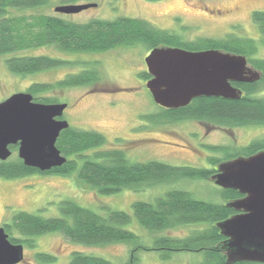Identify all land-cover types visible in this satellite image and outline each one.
Segmentation results:
<instances>
[{
    "label": "rangeland",
    "instance_id": "rangeland-1",
    "mask_svg": "<svg viewBox=\"0 0 264 264\" xmlns=\"http://www.w3.org/2000/svg\"><path fill=\"white\" fill-rule=\"evenodd\" d=\"M89 4H96L97 8L73 15L55 11L62 6ZM254 12H264V0H79L74 3L49 0L44 8L20 14L57 16L79 24L93 19L114 21L128 17L148 21L159 30L182 35L190 41L223 39L232 35L259 43L261 36L253 21ZM150 52L141 44L101 54H70L45 47L21 55H46L74 64L32 76L13 75L6 65L7 57H0V103L14 94L28 93L33 84L55 86L70 75L95 67L102 73V82L88 87L55 88L40 96L56 99L57 104H68L62 120L67 121L70 128L105 135L108 142L104 149H121L132 163L157 161L176 167L212 169L211 158L225 160L233 150L264 139V127L260 126L222 128L195 120L154 122L151 117L162 114V107L155 104L146 87L147 82L140 78V74L148 70L145 59ZM255 58L264 60V46L259 45ZM249 67L252 66L249 64ZM258 96L264 97V88ZM210 147H225L230 152H213ZM12 152L8 161L19 158L18 150ZM173 190L188 192L198 201L225 203L220 188L212 180L184 179L154 188L123 190L115 195L101 196L79 181L78 170L70 177L34 174L15 180L0 178V228L11 223L18 212L43 218L60 217V205L64 201H73L101 216H106L107 208L133 214L134 203H154ZM122 228L135 233L138 239L131 243L86 246L70 242L59 233L29 238L35 246L24 244L26 261L21 264H42L37 259L38 254L54 256L56 261L52 264H70L74 253L125 264L138 245L151 247L155 238L166 235L186 238L208 226L201 224L153 233L134 219ZM13 235L25 240L17 232ZM138 257L139 264H199L204 261L202 253L190 252L173 253L170 260H163L158 251H140Z\"/></svg>",
    "mask_w": 264,
    "mask_h": 264
},
{
    "label": "trees",
    "instance_id": "trees-1",
    "mask_svg": "<svg viewBox=\"0 0 264 264\" xmlns=\"http://www.w3.org/2000/svg\"><path fill=\"white\" fill-rule=\"evenodd\" d=\"M79 0H70L74 3ZM49 0H0V57H7L6 65L16 76H32L52 69L72 66L74 63L46 55H21L45 47H54L60 52L79 54H101L117 48H130L145 45L149 50L161 47L181 48L191 52L216 50L244 56L253 69L261 74V80L253 84H233L243 91L239 101L222 98H199L188 107L179 110H164L151 118L156 123L195 120L214 124L222 128H241L249 126L264 127V97H259L264 88V60L255 58L259 45L264 46V12H254L253 21L258 25L261 40L239 39L230 35L223 39H198L190 41L182 35L159 30L150 22L122 17L114 21L93 19L79 24L57 16L32 15L20 13L44 8ZM140 78L146 82L151 79L147 72ZM103 76L98 68H86L80 74L68 76L55 86L33 84L28 93L34 101L41 104H57L56 99L41 97L55 88L67 89L88 87L102 82ZM41 95V96H40ZM107 138L98 132L69 128L58 139L57 148L67 158L60 168L42 173L26 167L22 160L0 162V178L15 180L34 174L70 177L78 170V179L87 184L101 196H111L123 190L154 188L184 179L212 180L217 168L225 160L250 157L264 151V139L233 150L225 160L211 158L212 169L176 167L157 161L132 163L121 149H104ZM121 142V141H118ZM12 151L18 147H11ZM213 152H230L225 147H210ZM94 151L92 154H88ZM80 162L82 165L80 166ZM213 181V180H212ZM214 182V181H213ZM225 203L239 200L237 191L222 190ZM133 214L107 208L106 216L83 208L73 201L60 205V217L43 218L26 212H18L11 223L4 224L9 240L14 245L31 244L29 238L59 233L73 243L86 246H100L131 243L138 239L132 231L122 228L134 219L144 229L153 233L168 232L178 227L207 225L203 231H195L186 238L160 236L154 239L151 247L138 245L125 264H139L140 251H158L163 260H170L173 253H202L204 261L199 264H227L223 250L224 237L217 227L232 214L224 204L198 201L190 193L182 190L167 192L154 203L136 202L132 205ZM17 232L20 237H14ZM42 264H52L56 258L48 254H38ZM70 264H113L103 258L74 253ZM251 264V263H245Z\"/></svg>",
    "mask_w": 264,
    "mask_h": 264
},
{
    "label": "water",
    "instance_id": "water-1",
    "mask_svg": "<svg viewBox=\"0 0 264 264\" xmlns=\"http://www.w3.org/2000/svg\"><path fill=\"white\" fill-rule=\"evenodd\" d=\"M97 8L96 4L62 6L56 13L73 15ZM145 63L151 79L146 87L155 104L167 110L188 107L199 98L239 101L243 92L233 84H253L261 74L249 67L244 56L216 50L191 52L161 47L150 52ZM68 104H41L29 93H17L0 103V162L18 156L26 167L42 173L67 163L57 148L61 133L70 128L62 120ZM222 190L243 196L227 206L241 215L217 224L226 239L223 250L227 264H264V151L222 163L212 177ZM25 261L23 245H14L0 228V264Z\"/></svg>",
    "mask_w": 264,
    "mask_h": 264
},
{
    "label": "flooded vegetation",
    "instance_id": "flooded-vegetation-1",
    "mask_svg": "<svg viewBox=\"0 0 264 264\" xmlns=\"http://www.w3.org/2000/svg\"><path fill=\"white\" fill-rule=\"evenodd\" d=\"M148 73V72H147ZM148 82V81H147ZM69 107V106H68ZM161 109H164V108H161ZM164 110H166V109H164ZM241 197L243 198V196L241 195ZM242 198H240V199H242ZM231 202H233V201H231ZM231 202H227V203H224V205H228L229 203H231ZM228 207V206H227ZM229 208V207H228ZM231 211H232V214L229 216V218H232V217H234V216H237V215H241V214H243L244 212L243 211H237V210H235V209H233V208H229ZM227 238H225L224 237V240H226ZM225 253V252H224ZM25 261H26V256H25ZM24 261V262H25ZM23 262V263H24ZM235 264H245V263H235Z\"/></svg>",
    "mask_w": 264,
    "mask_h": 264
}]
</instances>
